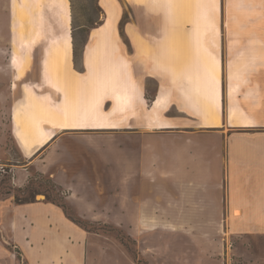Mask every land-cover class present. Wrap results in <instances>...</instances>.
I'll use <instances>...</instances> for the list:
<instances>
[{"label":"crops","instance_id":"1","mask_svg":"<svg viewBox=\"0 0 264 264\" xmlns=\"http://www.w3.org/2000/svg\"><path fill=\"white\" fill-rule=\"evenodd\" d=\"M98 1L108 14L105 25H110L99 31L113 40L92 48L96 38L91 35L84 50V74L90 71V60L96 69L111 64L117 84L127 75L135 85L133 104L128 124L117 129L161 133L167 140L161 157V204L139 207L134 218L116 227L129 229L144 254L148 245L155 246L152 264H264V27L218 28L216 0H129L145 11L127 24L126 45L119 28L120 2ZM179 4L198 6V12L185 14ZM72 58L73 50L71 69ZM7 65L13 70V85L45 83L43 61L41 79L33 82L26 81L32 61L23 77L13 60ZM26 101L15 100L10 129L28 157L51 146L59 130L103 128L89 125L87 119L60 128L44 125L41 100L27 105L36 111L18 113ZM81 111V117L89 116L87 109ZM5 207L9 215L3 227L30 264L32 252L39 245L44 249L45 240H34L36 221L18 215L21 205L10 198ZM68 240L72 247L77 243L75 236ZM80 250L78 256L67 250L69 264H83L85 250Z\"/></svg>","mask_w":264,"mask_h":264},{"label":"rangeland","instance_id":"2","mask_svg":"<svg viewBox=\"0 0 264 264\" xmlns=\"http://www.w3.org/2000/svg\"><path fill=\"white\" fill-rule=\"evenodd\" d=\"M118 1L119 28L124 43L130 45L124 30L145 10L129 0ZM178 7L185 14L198 12V6ZM215 13L218 28L223 30L264 27V0H216ZM107 16L98 0H0V163L9 170L0 182V264H28L23 250L9 240L3 227L10 198L22 206L18 209L20 217L36 221L34 240H45L44 249L39 245V250L32 252L30 264H69L71 249L78 256L82 248L83 264H132L133 260L152 264L155 246L148 245L144 254L130 230L116 225L134 218L139 207L154 209L161 204V157L166 153L167 140L161 133L141 135L117 129L128 124L133 104L131 89L135 85L127 75L117 84V71L111 64L96 69L97 64L90 60V71L84 74V50L91 35L96 38L92 48L112 43L111 37L99 31L110 27L105 25ZM18 44L23 48L16 47ZM10 60L19 67V77L32 61L26 79L30 82L40 81L43 61L45 83L13 85V70L7 65ZM19 98L27 100L18 110L21 115L36 111L27 105L41 100L44 125L60 128L87 119L89 125L103 128L59 130L51 146L28 157L10 129L13 105ZM81 109H87L89 116L81 117ZM25 126L18 125L21 130ZM38 202L53 205L40 208L30 204ZM68 220L83 231L73 229ZM67 236L76 237L73 247L69 240L67 243Z\"/></svg>","mask_w":264,"mask_h":264},{"label":"built area","instance_id":"3","mask_svg":"<svg viewBox=\"0 0 264 264\" xmlns=\"http://www.w3.org/2000/svg\"><path fill=\"white\" fill-rule=\"evenodd\" d=\"M8 172H9L8 168L0 163V182L3 178V176Z\"/></svg>","mask_w":264,"mask_h":264},{"label":"trees","instance_id":"4","mask_svg":"<svg viewBox=\"0 0 264 264\" xmlns=\"http://www.w3.org/2000/svg\"><path fill=\"white\" fill-rule=\"evenodd\" d=\"M18 202L20 203V202H22L20 199H19V197H18ZM29 202H32V201H29ZM62 207H64V209L66 208V206L64 205V206H62Z\"/></svg>","mask_w":264,"mask_h":264}]
</instances>
